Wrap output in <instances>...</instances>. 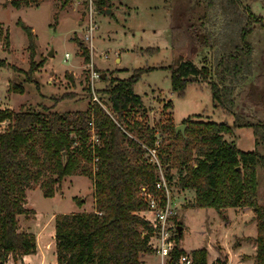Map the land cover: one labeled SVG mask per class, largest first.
I'll use <instances>...</instances> for the list:
<instances>
[{"label": "trees", "instance_id": "16d2710c", "mask_svg": "<svg viewBox=\"0 0 264 264\" xmlns=\"http://www.w3.org/2000/svg\"><path fill=\"white\" fill-rule=\"evenodd\" d=\"M24 1L27 5L28 0ZM204 1L208 8H218L223 20L217 37L220 47L216 65L213 70L198 67L193 59L181 56L168 68L172 90L183 95L187 83L207 82L212 91L213 106L233 115L236 123L188 117L183 121L187 125L185 134L176 133L177 124L172 112L168 121L161 124V129L169 134L161 145L158 158L167 170L165 174L170 186L174 176L168 171L174 167L179 175L177 186L197 192V206L219 210L253 208L257 223V234L253 239L257 264H264V204L260 203V182L264 176V123L255 124L245 117L251 115L245 101L236 104L237 96L246 98L249 95L250 104L264 108L260 99H253L258 85L264 86V73L255 76V88H246L238 94V86L255 74L254 45L250 36L258 23L264 27V17L256 16L242 0ZM107 2L96 0V5L102 9ZM12 4L15 7L23 5L22 0H14ZM19 25L28 34L30 48L36 45L33 28L22 20ZM194 31L193 25L188 29L173 26V48L187 37V33ZM205 39L202 45L208 46L210 38L205 36ZM81 46L84 47L83 42ZM85 52L89 62V50L85 48ZM6 65L7 61L0 59V67ZM145 72L139 68L126 80L110 85L104 91L109 95L115 115L98 102L91 110L74 112L54 111L47 107L40 111H0V121L10 120L7 131H0V264H6L11 257L22 261L27 254L38 250L36 234L20 229L19 217L34 213L26 207L28 190L40 188L45 196L52 197L65 177L76 175L94 180L95 207L93 212L61 213L56 217L57 264H146L144 256L154 250L145 234L150 226L142 212L148 203L140 189L147 185L160 196L165 192L157 189L158 168L146 157L148 148H156L160 131L158 133L132 115L134 111H146L142 96L134 89ZM14 90L23 92V86L17 85ZM91 121L100 139L96 146L89 132ZM244 126L253 128L259 135L256 149L252 151L244 152L225 139L234 128ZM95 157H98L97 163ZM93 162L97 170L92 169ZM179 241L180 236H177L178 246L170 264L186 252L179 246ZM191 254L195 264H208L205 250Z\"/></svg>", "mask_w": 264, "mask_h": 264}, {"label": "rangeland", "instance_id": "374dc122", "mask_svg": "<svg viewBox=\"0 0 264 264\" xmlns=\"http://www.w3.org/2000/svg\"><path fill=\"white\" fill-rule=\"evenodd\" d=\"M13 1L0 0V59L7 61L5 68L0 67V111H40L44 107L60 112L91 110L98 102L93 99L95 91L98 103L115 115L109 95L104 91L142 68L147 72L134 89L142 96L146 111H134L132 115L158 133L160 131L158 156L169 134L161 129V124L168 121L172 112L177 125L184 124L188 117L236 123L233 115L213 106L207 82L187 83L183 95L174 92L168 69L182 56L193 59L198 67L213 70L220 47L217 37L223 25L217 7L208 8L204 0H108L100 9L94 0V17L99 29L94 32L95 48L92 49L85 40L92 9L90 0H28L27 5L22 0L20 7L13 6ZM242 2L256 16L264 17V0ZM20 20L33 28L36 45L31 48L27 32L19 25ZM175 25L185 29L193 25L195 31L187 33L174 49L171 29ZM205 36L210 38L208 46L202 45ZM250 37L254 45L255 74L238 86V94L246 88H255V76L264 73V27L258 23ZM85 48L89 50V62L85 59ZM50 51H53L52 57ZM66 54L70 55L69 59ZM92 64L105 75L104 81L92 84ZM17 85L23 86V92L14 90ZM258 86L253 99L257 97L264 104V86L261 83ZM237 98L236 104L245 101L250 106L251 115L245 117L255 124L264 123V108L250 104L249 95ZM9 124L8 118L0 121V131H7ZM257 136L253 128L244 126L234 128L225 139L245 152L256 149ZM146 157L151 161L148 154ZM160 163L166 175L161 159ZM91 167L97 170L94 162ZM168 172L174 176L170 192L176 212L175 223L178 228L183 227L179 246L190 253L205 250L208 264H257L252 237L257 232L254 209L199 207L195 190L177 186V169L173 167ZM260 187V203L264 204V176ZM27 196L26 207L34 213L20 216V229L40 233L37 244L40 250L35 259L56 264V217L61 213L93 212L94 180L83 175L67 176L54 196H45L40 188L28 190ZM142 215L145 216L144 211ZM10 260L22 264L12 257ZM145 260L147 264H162L158 255L146 254Z\"/></svg>", "mask_w": 264, "mask_h": 264}, {"label": "built area", "instance_id": "2783aa9c", "mask_svg": "<svg viewBox=\"0 0 264 264\" xmlns=\"http://www.w3.org/2000/svg\"><path fill=\"white\" fill-rule=\"evenodd\" d=\"M94 4V0H90V7L92 9L87 34L85 35V40L89 43L90 48L92 49L95 48V43L93 41L94 32L99 29V24L94 17V13L96 12L93 7ZM69 58L70 55L66 54V59ZM90 75L92 84H95L96 81H102V78L104 77V75L94 69V64H92ZM93 92L94 101L100 102L97 93L95 91ZM90 126L91 129L89 132L91 133V141L95 146L99 145L100 139L96 126H94V122L91 121ZM158 147L159 142H157L156 148H148V155L149 158H151L150 162L157 166L160 175V179L157 181L156 187L159 190L162 189L165 194L164 196H160L151 191L147 185L141 187L140 193L148 203V206L144 211L145 216L143 215L144 218L147 219L148 225L150 226V229L145 233L149 236L148 243L156 254L159 255L162 260V264H170L172 253L178 246L177 236H179V232L178 226H176L175 223L176 212L174 209L173 199L171 198L170 184L166 175H164L161 171V163L158 158ZM94 160L95 163L99 161L98 157H95ZM173 264H195V259H193L190 252L186 251L180 254L179 258H177Z\"/></svg>", "mask_w": 264, "mask_h": 264}, {"label": "crops", "instance_id": "0c3cea01", "mask_svg": "<svg viewBox=\"0 0 264 264\" xmlns=\"http://www.w3.org/2000/svg\"><path fill=\"white\" fill-rule=\"evenodd\" d=\"M118 60V59H117ZM21 216H23V215H21ZM19 220H20V217H19ZM254 225L257 227V223L256 222H254ZM256 234H257V232H256ZM256 234H255V236H256ZM36 236H37V244H38V240H39V238H40V233L39 234H36ZM255 236H252V237H255ZM55 242V241H54ZM254 243H255V241H254ZM54 246H55V244H54ZM38 247V246H37ZM245 247V246H244ZM256 243H255V248H254V251H255V254H256ZM39 247H38V250H37V252L36 253H32V254H27V256H25L24 258H23V260L22 261H20L22 264H45V263H42V260L41 259H35L38 255H39ZM148 255H157L156 254V252L155 251H153L152 253H147ZM146 256V255H145ZM145 256H144V258H143V261H145L146 262V264H147V260H145ZM159 256V255H158ZM160 258V257H159ZM161 260V259H160ZM161 262H162V260H161ZM6 264H15L12 260H9ZM57 264V263H56Z\"/></svg>", "mask_w": 264, "mask_h": 264}, {"label": "water", "instance_id": "95a60500", "mask_svg": "<svg viewBox=\"0 0 264 264\" xmlns=\"http://www.w3.org/2000/svg\"><path fill=\"white\" fill-rule=\"evenodd\" d=\"M49 56H51V57L53 56V51H50ZM186 127H187L186 124H178L176 126V133L182 132L183 134H185ZM182 229H183V227L182 226H179V228H178L179 236L182 235V232H183Z\"/></svg>", "mask_w": 264, "mask_h": 264}]
</instances>
